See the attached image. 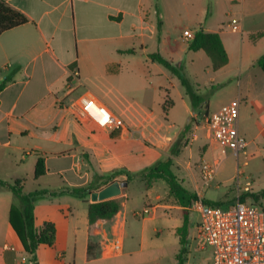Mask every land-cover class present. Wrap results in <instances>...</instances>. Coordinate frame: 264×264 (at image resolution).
<instances>
[{
	"label": "crops",
	"instance_id": "0c3cea01",
	"mask_svg": "<svg viewBox=\"0 0 264 264\" xmlns=\"http://www.w3.org/2000/svg\"><path fill=\"white\" fill-rule=\"evenodd\" d=\"M5 1L22 12L28 23L0 36V82L17 70L0 93V180L20 181L23 191L30 193L86 187L92 183L94 173L105 176L122 169L132 173L136 168L135 157L138 158L135 147L140 148L142 143L141 131L155 150L164 149L168 154L161 161L171 159L172 171L182 185L205 202L230 204L240 196L241 202L254 203V200L247 202L252 193L245 189L243 195L248 196L245 199L241 193L225 201L205 197L200 164L208 154L213 161L220 162L214 158V147L201 151L208 142L198 135V127H181L172 120L170 110L175 102L168 90L161 110L126 98L118 66L124 63V56L132 55L144 56L148 63L158 67L149 55L160 53L175 64H183L192 80L203 65L205 52L190 51V40L184 38V31L196 33L203 29L218 34L228 63L214 71L212 60L209 64L206 61L204 65L214 71L206 82H219L222 88L238 84L236 97L222 106L239 100L240 133L251 138L246 139L248 147H257L256 142L264 138V71L258 64L264 57V0ZM232 22L238 25L237 30L232 29ZM129 50L135 53L127 54ZM157 69L159 75L174 79L167 69L166 72ZM73 71H78L79 76L73 80L74 91L68 92ZM204 73L208 71L202 70ZM174 85L180 92L179 85L176 82ZM182 89L188 98L183 86ZM87 94L103 103L136 133L131 136L125 128L107 130L83 116L79 102ZM182 99L188 115L194 119L192 105L183 96ZM166 102L168 107L164 111ZM182 138L186 142L190 139L193 148L179 150L177 155L167 153V149L178 148ZM139 152L138 149L140 155ZM195 153L201 156L200 163L194 161ZM39 159L44 160L46 172L37 178ZM126 180V175H119L114 181ZM28 182L35 187L26 190ZM101 183V180L94 183L99 187L96 191L107 186ZM129 184L130 181L128 187ZM128 187L114 197L124 199L120 211L110 220L95 223L89 220L91 198L85 201L57 196L38 201L35 225L40 228L45 223H53L56 240L52 246L39 247L37 263L31 261L10 223V210L12 206H20L19 199L12 192H0V264H130L120 259L125 255L124 248L120 256L112 258L106 257L103 251L108 241L117 238L125 246L129 217L155 219L179 211V206L186 207L157 197L156 204L143 200L141 212L128 211ZM144 221L140 235L136 233L141 242L145 238ZM181 226L174 227L178 230Z\"/></svg>",
	"mask_w": 264,
	"mask_h": 264
},
{
	"label": "rangeland",
	"instance_id": "374dc122",
	"mask_svg": "<svg viewBox=\"0 0 264 264\" xmlns=\"http://www.w3.org/2000/svg\"><path fill=\"white\" fill-rule=\"evenodd\" d=\"M202 54L204 56L203 61H201L203 65L199 68L197 77H194L192 80L195 88L202 95L206 96L208 105H204L199 111H193L195 113L194 119L188 115L183 104L182 96L188 101L190 106L191 101L188 99L189 97L187 98L184 95L179 80L175 77H173V80H169L159 75L157 68L163 71H165V68L158 63H155L158 66L155 67L153 63H148V60L144 56L133 57L132 55H126L124 56V63L118 66L119 71H121V78L119 77V79L123 82L122 88L124 95L134 103H140L143 106H150L161 110V105L166 101V92L168 90L171 100L175 102V107L170 110L172 120L181 127H185L186 125L197 126L199 130L198 135L205 138V142H208L205 143L201 151L209 146H213L214 158L220 159L217 165L215 179L209 187L205 186V197L208 200H233L237 197L238 193L242 195L246 194L244 186L249 181L252 184V194H249V196L251 195L252 197L247 198V202L254 200L261 203L262 200L264 207V138H260L256 142L258 143L257 147L252 145L247 148L245 154L241 153L239 156L230 149L224 151L212 142L207 127V116L220 109L223 102L236 97L239 87L236 83L225 88H222L223 85L219 84V82L207 84L206 79H209L214 74V71L204 65L206 61L207 64L211 61L205 53ZM202 70H206L208 73L202 74ZM174 82L179 85L180 92L175 88ZM213 86L216 89L212 92L211 89ZM161 87L164 88L161 89ZM121 128H125L131 136L136 133L125 126V123ZM139 134L142 143L140 148L135 147V154L138 156V158L135 157L136 168L132 172L135 174H133L134 177L131 179L126 191L128 194L127 199L129 200L127 206L128 211L136 210L141 212L143 200H149L152 204H156L157 197L171 199L168 201H171L170 203L172 205H181L169 194V187L166 181L154 180L151 186L148 185V181L144 177L146 169L153 163L166 159L169 156L164 153V149L155 150L153 143L145 138L141 131H139ZM246 139L249 141L251 138L247 137ZM177 146L180 152L186 148H193L190 139H187L186 142V138L179 140ZM138 149L140 150V155L137 153ZM125 151L127 152V149ZM168 152L169 154L172 153L171 148L167 149ZM205 159L201 162L200 167L203 162H213L210 154ZM194 161L200 163L201 156L195 153ZM27 185L26 190H31L35 187L30 182ZM145 185L152 188L147 189ZM228 205L221 204L223 208H226ZM189 206L190 204L187 208ZM179 207V211L174 210L169 216L159 215L155 219L153 217H129L125 232L126 242L121 251L122 254L124 248L125 255L120 257V259L127 260L130 264H179L178 257L180 256L182 246L174 226L183 224L184 210H187L189 214L190 232L187 237V252L181 255V259L183 260L182 264H212L211 250L207 248L206 244H203L199 231V223L201 222L200 215L197 212L184 209L181 206ZM140 215L143 216L144 214L140 213ZM143 221L146 224V230L144 241L141 242L139 235ZM137 232H139V235H136ZM132 250H135V252L131 253ZM128 252L130 253L127 254Z\"/></svg>",
	"mask_w": 264,
	"mask_h": 264
},
{
	"label": "trees",
	"instance_id": "16d2710c",
	"mask_svg": "<svg viewBox=\"0 0 264 264\" xmlns=\"http://www.w3.org/2000/svg\"><path fill=\"white\" fill-rule=\"evenodd\" d=\"M28 23V18L19 10L8 5L5 0H0V36L12 29L20 27ZM161 28V22L158 23V29ZM189 50L193 52L204 51L212 60V69L214 71L220 69L228 63V56L224 49L221 38L218 34L207 33L203 29H199L195 33V37L189 42ZM127 54L135 53L129 50ZM149 58L153 62H157L167 69L174 77H176L184 87L186 95L189 97L193 111H199L204 105H208L206 96L202 95L195 88L194 82L188 77L183 64H175L164 58L160 53H152ZM259 66L264 71V57L258 61ZM17 70L12 71L0 82V93L13 80ZM219 87V86H218ZM213 86L211 91H215ZM168 103L164 105V111H167ZM181 140V139H180ZM179 149L172 150L174 155L178 154ZM172 161H160L157 164L146 169L144 177L151 186L154 180H164L168 184L169 194L184 207H187L193 201L199 198L197 193L186 189L175 173L172 171ZM45 163L43 159H39L36 165L35 176L41 177L45 174ZM119 175H126L127 182L131 181L134 175L126 170H118L105 176H99L94 173L93 181L90 185L82 188H66L63 190H47L41 189L30 193L23 191L20 181L10 183L0 180V192H12L20 201V206H12L10 210V223L20 238L25 251L30 255L31 261L37 263V251L41 245L52 246L56 240V228L53 223H45L38 228L35 225V205L38 201L57 196H71L74 198L88 200L91 194L98 190L94 183L101 180V186L109 185ZM248 196H243L245 199ZM250 197H252L250 195ZM123 200L120 198H111L108 200L92 202L89 204V220L95 223L100 220L112 219L121 209ZM206 203H213L206 201ZM252 204H258L263 207L260 202L254 201ZM264 208V207H263ZM179 241L182 246L179 258V264L183 263L181 255L186 254L187 237L189 234V214L187 210L184 212L183 224L178 228Z\"/></svg>",
	"mask_w": 264,
	"mask_h": 264
},
{
	"label": "built area",
	"instance_id": "2783aa9c",
	"mask_svg": "<svg viewBox=\"0 0 264 264\" xmlns=\"http://www.w3.org/2000/svg\"><path fill=\"white\" fill-rule=\"evenodd\" d=\"M239 27L232 22V29ZM186 40L195 37V33L186 30ZM78 71H73L67 84V91L75 89L73 80L78 79ZM82 115L99 127L116 130L124 126L122 119L116 117L103 103L87 94L80 98ZM240 102L236 100L222 106L207 116V127L212 142L225 150H232L237 156L246 153L248 141L239 129ZM218 161L203 162L201 178L204 187H209L215 179ZM252 184L247 181L244 189L251 191ZM199 196V195H198ZM186 209L197 212L201 217L199 231L203 244L210 248L212 264H264V208L258 204L240 201V196L226 208L209 204L199 196ZM121 238L108 241L104 255L108 258L121 254Z\"/></svg>",
	"mask_w": 264,
	"mask_h": 264
},
{
	"label": "water",
	"instance_id": "95a60500",
	"mask_svg": "<svg viewBox=\"0 0 264 264\" xmlns=\"http://www.w3.org/2000/svg\"><path fill=\"white\" fill-rule=\"evenodd\" d=\"M127 187V181H114L101 190L93 192L91 194V200L97 202L117 197L121 194L122 189Z\"/></svg>",
	"mask_w": 264,
	"mask_h": 264
}]
</instances>
